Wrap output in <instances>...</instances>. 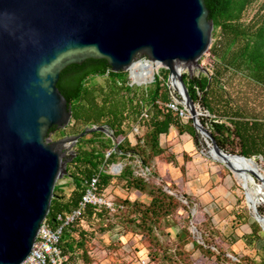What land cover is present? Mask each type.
I'll list each match as a JSON object with an SVG mask.
<instances>
[{
  "label": "water",
  "instance_id": "95a60500",
  "mask_svg": "<svg viewBox=\"0 0 264 264\" xmlns=\"http://www.w3.org/2000/svg\"><path fill=\"white\" fill-rule=\"evenodd\" d=\"M212 31L204 0H0V264L29 255L77 141L94 132L113 136L107 126H92L56 140L72 117L57 82L72 64L103 59L127 74L140 63L157 64L210 152L252 161L218 147L182 81L184 70L208 73L199 60Z\"/></svg>",
  "mask_w": 264,
  "mask_h": 264
},
{
  "label": "trees",
  "instance_id": "16d2710c",
  "mask_svg": "<svg viewBox=\"0 0 264 264\" xmlns=\"http://www.w3.org/2000/svg\"><path fill=\"white\" fill-rule=\"evenodd\" d=\"M254 1L204 0L209 19L213 22L212 37L215 36V30L219 29L217 39L208 50L213 57L212 68L207 74L199 73L190 77L183 73L181 76L192 102L199 103L211 116L209 125L205 118L199 117V120L210 132L218 147L227 154L241 155L248 159L260 156L264 163V113L237 103L228 90L235 75H240L264 89V13L259 22L246 24L241 21L244 11ZM87 66L89 69L86 70ZM165 71L167 77L168 71ZM95 76L105 77V84L89 83V79ZM160 78L162 80L158 77L154 80L152 89L138 91L128 85L126 72H112L103 59H88L81 65L72 64L60 73L57 88L70 103L72 112L68 132L60 131V137L66 134L77 135L87 127L107 126L113 137L117 138L126 135L124 125L131 123L145 124L147 131L134 145H130L125 139L126 136H123V141L113 146L111 137L99 141V138L105 135L94 132L91 136L98 140L101 147H91L87 150L81 146L87 142L85 136L79 139L76 143L79 145L78 152L66 167L65 177L71 179L73 190L64 200L61 194L64 185H55L47 215V221L51 225H54L56 214L69 213L77 206L84 194L86 180L97 175V189L100 194L109 185L113 176L102 171L104 163L116 158L133 162L138 158L143 167L148 168L154 158L165 153L160 144V136L168 134L171 127L179 134L186 132L196 144L199 143L200 135L195 131L191 119L188 118L187 123L183 124L179 112L166 107L171 100L166 86L162 85L165 78ZM178 109L183 110V106L178 105ZM144 111L148 114L147 118H141ZM92 142L94 141H89ZM105 148H111L107 156L102 150ZM119 178L124 182L125 188L146 194L150 200L148 204H142L125 199L115 204L118 212L127 207L134 214L133 218L125 217L126 223L147 236L157 255L162 245L154 235L153 227L162 219L172 216L179 208V202L162 188L135 176L131 163L125 165ZM257 212L261 217L259 208ZM108 214L110 213L106 209L96 211L92 206H88L81 219ZM79 221L66 227L61 236L60 247L65 258L64 264H75L78 258L86 262V249L83 246L74 249L70 243L73 234L77 233L76 226ZM259 230L257 222L254 221L251 224V233L245 237L246 241L257 239ZM176 238L179 249L175 253H169L168 249L163 250V257L173 260L176 264L183 255L180 248L189 242L200 248L204 254L212 253L208 248L194 242L192 234L185 228ZM78 250H81V255ZM87 262H90L89 259ZM259 264H264V259Z\"/></svg>",
  "mask_w": 264,
  "mask_h": 264
},
{
  "label": "rangeland",
  "instance_id": "374dc122",
  "mask_svg": "<svg viewBox=\"0 0 264 264\" xmlns=\"http://www.w3.org/2000/svg\"><path fill=\"white\" fill-rule=\"evenodd\" d=\"M263 13L264 0H255L246 8L241 21L246 24L259 22ZM218 34L219 29L215 30L210 46L217 39ZM199 63L201 67L211 71L213 57L209 51L201 57ZM165 70L159 66L152 71L147 81L141 83L132 80L130 74H127L128 85L138 91L152 89L154 80L164 76L162 85L166 86L170 100L177 106H183L182 98L178 91L171 87ZM183 73H186V70L182 71ZM198 74L199 72L195 71L193 76ZM88 82L103 85L106 78L95 76ZM228 90L237 103L264 113V89L240 75H235ZM195 106L201 114L199 117L205 118L209 125L211 116L199 103ZM188 118V113L185 111L182 123L186 124ZM124 126L126 135L123 136H126L125 139L130 145H134L147 131L145 124L131 123ZM68 127L56 131L54 135L56 140L62 138L60 131L68 132ZM66 136L71 135L66 134L64 137ZM123 136L117 138L112 136V145L121 143ZM106 138L109 136L100 137L99 141H105ZM85 139L87 142L81 145L82 149L101 147L91 134L86 135ZM90 140L94 142L89 143ZM160 144L165 153L154 158L148 168L143 167L138 158L133 162L116 158L102 165V171L113 177L101 194L108 202L113 203L116 211L102 217L80 219L76 226L77 233L73 234L70 243L74 249L83 246L87 254L85 263L78 258L75 264H176L173 260L163 257V250L168 249L167 251L173 254L179 249L176 235L184 228L192 234L194 242L208 248L212 253L204 254L200 248L189 242L180 248L183 255L177 264H259L264 259V220L257 219L259 213L253 211V208L256 210L259 208L262 212L261 218L264 219V199L261 197V193H264V185L249 172L253 171L264 179L262 158L260 156L252 158L254 163L252 170L236 173L226 164L214 159L201 136L199 143L196 144L186 132L179 134L174 127L169 129L168 134L160 136ZM78 148L79 145L75 144L72 153L77 154ZM102 150L105 156L111 152V148ZM63 152V160H67L71 154L68 150ZM130 163L135 176L162 188L165 193L173 195L179 202V208L172 216L162 219L153 227L154 235L162 245L157 255L147 236L126 223L125 217L133 218L134 214L127 207L121 212L117 211L115 202L120 203L127 199L131 202L148 204L150 201L146 194L125 188L124 182L119 178L125 165ZM112 165L121 166L118 174L111 173ZM116 169L118 167L114 168V171ZM57 185H64L61 194L66 200L73 190L71 179L64 176L58 179ZM254 221L257 222L260 230L257 239L247 242L245 237L251 233V224ZM78 253L81 255V250H78ZM88 259L90 262H87Z\"/></svg>",
  "mask_w": 264,
  "mask_h": 264
},
{
  "label": "built area",
  "instance_id": "2783aa9c",
  "mask_svg": "<svg viewBox=\"0 0 264 264\" xmlns=\"http://www.w3.org/2000/svg\"><path fill=\"white\" fill-rule=\"evenodd\" d=\"M152 64V62H147ZM159 67V66H158ZM157 67V68H158ZM156 68V69H157ZM166 107L172 111L179 112V115L183 117L185 115V109H178L172 101L166 104ZM201 115V114H200ZM147 118L146 111L142 113L141 118ZM114 171V168H117ZM121 170L120 165H112L111 173L118 174ZM85 191L81 200L77 206L69 213H58L53 219L54 225H51L47 218L42 222L39 227L36 240L33 247L21 264H64L65 258L62 255L60 241L63 231L66 227L76 223L82 218L85 209L88 206H92L96 211L106 209L109 213L116 211L113 203L108 202L102 194L98 192V176H92L86 180ZM121 208V207H120Z\"/></svg>",
  "mask_w": 264,
  "mask_h": 264
},
{
  "label": "bare ground",
  "instance_id": "6f19581e",
  "mask_svg": "<svg viewBox=\"0 0 264 264\" xmlns=\"http://www.w3.org/2000/svg\"><path fill=\"white\" fill-rule=\"evenodd\" d=\"M158 67L157 64L150 63H140L131 73L130 77L132 80L137 81L138 83L145 82L152 74V71L156 70ZM155 78V77H154ZM173 85V83H172ZM174 87V86H173ZM215 160L226 164L229 168L233 169L236 173L244 172L245 170H252L254 166L253 161H243L238 158L229 157L226 161L221 160L219 157H216L211 153ZM263 193V192H262ZM261 193L262 199H264V193ZM264 222V221H263Z\"/></svg>",
  "mask_w": 264,
  "mask_h": 264
},
{
  "label": "flooded vegetation",
  "instance_id": "af4514ba",
  "mask_svg": "<svg viewBox=\"0 0 264 264\" xmlns=\"http://www.w3.org/2000/svg\"><path fill=\"white\" fill-rule=\"evenodd\" d=\"M89 69V66L86 67V70ZM55 131V129H51V132Z\"/></svg>",
  "mask_w": 264,
  "mask_h": 264
}]
</instances>
